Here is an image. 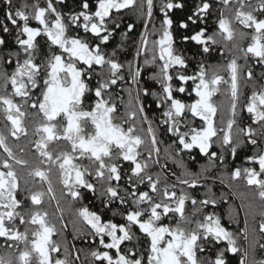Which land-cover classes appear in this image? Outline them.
<instances>
[{
	"label": "snow or ice",
	"instance_id": "6c2138e0",
	"mask_svg": "<svg viewBox=\"0 0 264 264\" xmlns=\"http://www.w3.org/2000/svg\"><path fill=\"white\" fill-rule=\"evenodd\" d=\"M214 3L235 7L228 16L224 8H217L209 26ZM3 4L0 47L6 45L5 36L12 35L14 29L17 50L7 53L11 71L0 69V114L8 133L17 140L28 134L26 121L37 118L33 131L38 138L34 141L37 163L30 165L27 159L16 156L8 144L9 136L0 132V238L4 247L12 250L0 254V264H73L68 255L60 258V244L53 239L57 227L49 221L47 211L39 210L47 194L50 201H56L55 212L60 214L57 219L67 227L53 188V170L58 172L62 194L70 197L72 204L85 199V193L95 194L97 181L102 185L101 212L82 206L74 213L90 229L94 240L98 238L97 247L89 252L93 264H228L227 253L239 254V264H248V251L238 247L235 234L222 223L221 216L206 212L209 205L218 202L212 189L205 186V199L193 195L207 169L191 172L180 163L177 167L183 171L179 175L173 170L163 177L156 173L155 178L149 169L159 164V145L164 143L159 136L172 141L165 152L176 146L178 154L186 152L195 160L192 151L198 149L213 168L216 160L226 164V146L231 156L239 158L238 148L251 145L256 151L245 154L243 161L252 166L236 165L230 175L232 180L242 179L254 188L253 199L258 198L264 206V148L260 147L264 143V83L253 85L241 103L243 68L250 59L264 67V0H256L255 4L253 0H200L186 20L179 21L180 29H187L189 22L199 26L193 34L180 37V42L194 41L201 55L219 50L224 57V49L214 47L220 43L217 37L231 43L229 51L236 49L242 54L219 65H206L199 60L191 74L185 55L176 52L174 21L169 15L171 10L185 5L161 0L159 11L163 19L160 28L153 29L159 38L151 41L149 48V34L147 30L141 32L135 52L136 58L151 53V60L145 58L144 64L155 66L149 79L160 85L158 92L147 84L140 86L142 72L138 63L133 68L132 61H128V74H123L125 65L117 58L123 42L111 52L105 51L117 32L127 39L135 30L134 24H124L122 10L136 9L140 16H146L147 29L154 0H139L138 6L137 0H79L77 7L67 11L64 8L68 0H44L43 6L40 0L15 7L13 0H3ZM58 6L64 7L58 10ZM122 27L126 31L120 32ZM241 58L244 65L238 63ZM253 78V70L248 68L246 87ZM260 79L264 80V72ZM119 83L130 85L121 88L129 97L122 115L113 99ZM131 85L137 86L135 96ZM221 85L225 86L229 108L226 123L221 121L222 126L217 127L218 107L213 98L221 93ZM177 94L186 96L187 101ZM149 96L152 101H148ZM120 100L123 102L122 96ZM146 101L155 107L149 108ZM54 142L63 143L56 151H50ZM214 143L221 152L211 151ZM146 144L144 157L140 149ZM84 160L90 166L81 163ZM17 165L28 169V178H38L41 185H47L46 191L28 189L22 196ZM171 177H175V182ZM24 183L27 185L29 179ZM239 196L246 198L245 193ZM223 198L221 194L219 199ZM117 201L113 218L103 219L104 211ZM188 201L193 209L191 215L186 214ZM245 207L251 209L253 205L242 202L240 208ZM234 211L230 206V220ZM117 214L122 222H114ZM259 215V232L264 233V210ZM247 227L246 219L245 228L240 230L245 240ZM76 232L83 235L79 229ZM221 242H226V246L219 247ZM259 246L264 249V244ZM198 253L208 255L201 259ZM75 260H79L78 255ZM253 264H264V259L253 260Z\"/></svg>",
	"mask_w": 264,
	"mask_h": 264
},
{
	"label": "flooded vegetation",
	"instance_id": "af4514ba",
	"mask_svg": "<svg viewBox=\"0 0 264 264\" xmlns=\"http://www.w3.org/2000/svg\"><path fill=\"white\" fill-rule=\"evenodd\" d=\"M34 0H13L14 7L17 5H21L24 3H28L29 5L33 3ZM79 0H68L67 6L64 8L65 11H67L68 8H73L78 6ZM174 3H183L185 6L182 9H174L169 12V15L172 17L174 21L173 31L174 36L176 37V43L175 48L177 54L183 53L185 57L187 58V62L189 64L188 73L191 74L193 69L196 67V63L199 60H204L205 64H213V65H219L224 63L226 60H229L232 58L233 55L242 57V54L237 52L236 49H230L231 43L224 42L220 37H217V40L220 41V43L214 47L217 49H224V57H221L220 51H214L211 54H204L201 55L199 46L195 44L194 41H186V42H180V37L183 35H191L195 30H198V25H193L189 22V27L187 29H180L179 28V21L180 20H186L187 15L191 13L194 6L198 3H200V0H173ZM41 5L43 6L44 0H40ZM256 3V0H253V4ZM155 8L153 11V16L149 20L147 24V29H145V23L144 21L148 19L146 16H140L136 9H128V10H122L121 12V18L124 21V24L132 23L135 26V30L130 32L128 34L127 39L123 38L119 32L116 33L115 37L110 40V43L107 45V48L105 51L111 52L113 48L116 47L118 43L123 42V50L118 51L117 58L120 62L124 63L125 67L123 69V74L127 76L128 74V61H132L133 68H135L136 64L138 63L140 65V70L142 72V78L140 79V86H149L151 90L153 91H159L160 85L155 83L154 81H151L149 77L151 74L156 71V68L154 65H145L144 60L145 58L151 60V53L149 52L147 54V57L145 55H141L139 58L135 57L136 47L139 43L140 33L147 30L148 32V39H149V48H151V41L158 39L159 34L154 33L153 29H159L161 26V21L163 19V14L160 13L159 7L161 4V0H154ZM139 5V0H137V6ZM60 7L64 6H58V10ZM235 5H229L228 7H224L222 4L214 3L213 4V13L209 16L208 24L209 26L212 25L214 16L217 15L216 9L217 8H224V14L226 16L232 14V9H234ZM5 10V5L3 4V0H0V19L3 18ZM146 12V8H145ZM33 26H35L33 22ZM11 27V25H10ZM242 26L237 25V28H241ZM211 27H209V32L211 33ZM126 31L124 27L120 29V32ZM72 34H75L73 31ZM14 35L15 31L13 29L12 35L5 36V39L7 41L5 46L0 47V69H7L9 72L11 71V68L8 67L7 64V53L9 51H15L17 50L15 44H14ZM80 35H83V30H80ZM42 39V38H38ZM248 41L245 40L243 42V46H247ZM13 61L15 60V57L12 58ZM238 63L241 65H244V60L241 58L238 60ZM14 66V65H13ZM248 68H251L254 73V78L251 81H247V87L245 86L246 81V73ZM264 72V67L258 66L254 60H249L248 64L243 68V71L241 73V103H244L246 100V95L250 94L252 90L253 85H259V83H264V80L260 79V74ZM222 75H225V73L221 72ZM227 78V77H226ZM129 84L126 83H119L118 86L115 89V92L113 93V99L116 101V103L119 105L120 114L122 115L125 112V105L128 103V95L126 91H121V88H127L129 87ZM187 86L190 88L192 86V82H187ZM133 88V96H135V89L136 85H131ZM9 92L11 91L10 85L8 88ZM3 91V80L0 79V92ZM118 93V94H117ZM178 97L183 98L187 101L186 96H181V94H177ZM123 97V102H121L120 97ZM17 102L19 101V98H16ZM153 98L151 96L148 97V101H152ZM214 102L217 104L218 107V113L217 117L215 118V122L217 127H221L223 121L226 123V120L228 118V108H229V99L225 95V86L221 85V93L218 94L213 98ZM146 104L149 108H154V103H149L146 101ZM237 111L239 112L240 109L238 107ZM152 113H149V116L151 117ZM158 117V114H157ZM245 121L247 122V113H244ZM37 122V118L31 117L26 121V126L28 128V134L27 136H21L19 140L13 138L8 133L7 129L5 128V121L3 118V115L0 114V132H4L5 135L9 136L8 144L13 149V152L16 154V156L27 159L30 163V165H35L37 163L36 160V153H35V146L34 141L38 137L34 135V125ZM197 123L199 121L197 120ZM239 123V119H238ZM155 126V125H154ZM243 126V125H241ZM137 127H139V120H137ZM147 125H145V128ZM253 127L259 129V125H253ZM232 135L235 139L236 137V127L232 130ZM159 139H162L164 143L160 144V153H159V164L152 165V167L149 169L150 172L153 173V176L155 178L156 173H160L161 177L165 175H170L171 171L175 170L177 175H179L183 169L177 167L178 164L183 163L187 169L191 172H203V169H207L206 172H203V174L200 177V186L198 187L196 193H193V195H196L198 199H205L206 197L202 195L206 191V187H210L212 189V192L215 195V198H218V202L216 205H209L206 209V212H215L221 216L222 223L230 230L232 231L237 239V245L238 247L248 251V264H253V260L259 261L264 259V249L260 248V244H264V233L259 232V223L261 220V217L259 215V212L264 210V206L261 205V202L258 198L253 199V193L255 191L254 188H250L246 185L245 181L242 179L232 180L231 179V170L236 166L240 165L242 167L248 166L251 167V164H245L243 161V157L245 154H252L256 151V148L251 145H241L238 148V154L239 158H234L230 154V149L225 148L224 155L226 157V164H221L218 160L215 161L216 167H211L208 163V158L204 154H200L198 149L192 151V156L195 157V160H192L189 158L188 154L186 152L177 153L176 146H173L171 149H169L167 152H165V148L172 143L171 139L164 136H159ZM243 139L247 140L246 137H242ZM61 142L60 144L52 143L49 146L50 151H56L57 148L62 146ZM147 147L146 144L143 146L140 151L143 153V156H147ZM261 148H264V143L260 144ZM23 148L24 151L21 152L20 149ZM211 151H217L218 153L221 152V148L218 144H213V147ZM0 155H3V150L0 149ZM157 157L154 155L153 159H156ZM235 160V164L232 163V161ZM81 162V161H78ZM85 166H90V162L87 160L82 161ZM163 166V167H161ZM16 171L19 174V180H20V190L23 195L27 194L28 189H35V190H41L46 191L47 185H41L39 182V179H31L27 177V171L28 169H21L20 166H15ZM25 179H29V183L25 185L24 181ZM51 179L53 182V188L55 190L57 200H59L60 207L64 210V224L67 225V227H63L57 217L60 215L59 213L55 212L56 209V201H50L48 195L46 194L43 198L42 204L39 206V210L41 211H47L49 213L48 219L51 223H54L57 227V234L53 235V239L56 240L60 244V258H63L65 255H68L70 261L73 262V264H93L92 258L89 255V252L97 247L98 244V238L94 240L93 236L90 234V229L86 228L75 216V210L76 208L82 207V206H89L90 210L97 211L98 213L101 212L102 209V203L103 197L100 196V191L102 189V185L100 182H96V193L93 194L91 192L85 193V199H83L80 202H76L75 204L71 203V198L67 197L62 194L63 189L62 185L59 183V177L58 172L53 170L51 174ZM172 182H175V177H171ZM223 181V183H222ZM233 193H236V196H233ZM245 193L246 198L242 199L239 194ZM221 194H223L224 198L219 199L221 197ZM244 203L245 205L251 203L253 207L251 209L245 207L244 209L240 208L241 203ZM118 201L115 202L113 205L110 206L109 210L104 211L102 218L103 219H109L113 218L112 209H116L118 205ZM230 206L235 208V211L232 213L231 220L229 219L228 210ZM27 207V203L25 205ZM23 210V209H22ZM193 209L191 202L188 201L186 204V214L191 215ZM247 219V232H248V239H244V233H242L240 230L245 228V220ZM114 222H122V218L119 214H117L114 217ZM79 229L80 233H83V235L77 234L76 230ZM134 231H138L134 229ZM226 242H221L219 247H225ZM12 250L6 249L4 247V240L3 238H0V254H4L5 252H10ZM215 252V249H213V254ZM55 256V254H53ZM79 256V260H75L76 256ZM207 253L200 254L198 253V258H206ZM228 264H239V254H232L227 253L226 255ZM96 264H99V262H96Z\"/></svg>",
	"mask_w": 264,
	"mask_h": 264
}]
</instances>
